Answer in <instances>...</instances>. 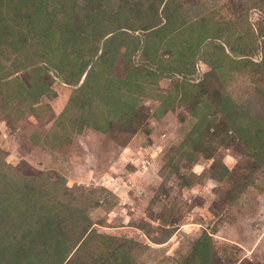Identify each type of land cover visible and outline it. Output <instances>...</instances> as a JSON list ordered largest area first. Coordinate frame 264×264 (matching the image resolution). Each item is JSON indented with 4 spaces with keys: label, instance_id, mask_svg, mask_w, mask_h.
<instances>
[{
    "label": "rangeland",
    "instance_id": "obj_1",
    "mask_svg": "<svg viewBox=\"0 0 264 264\" xmlns=\"http://www.w3.org/2000/svg\"><path fill=\"white\" fill-rule=\"evenodd\" d=\"M0 198V264H264V0H0Z\"/></svg>",
    "mask_w": 264,
    "mask_h": 264
},
{
    "label": "trees",
    "instance_id": "obj_2",
    "mask_svg": "<svg viewBox=\"0 0 264 264\" xmlns=\"http://www.w3.org/2000/svg\"><path fill=\"white\" fill-rule=\"evenodd\" d=\"M95 6H97V4L95 5ZM103 46H101V54H105L106 52H107V49H105V45L107 44L106 43V41H104L103 40ZM125 50H126V48H125ZM100 54V55H101ZM99 55V59H102L103 57L104 58H106V57H108L107 55L106 56H100ZM108 58H106V60H107ZM86 65H87V61H84V62H79V63H77V66L79 67V69H81V70H79V73L80 72H83V68H85L86 67ZM89 70V69H88ZM78 73V71H77V74H79ZM8 207H9V204H5L4 203V201H3V199L2 198H0V229L5 225H3V223H4V220H6L7 219V215L8 214H10V212L9 211H7L8 210ZM18 215H15L14 216V218H16ZM18 218H19V220H20V216H18L16 219H14V221H18ZM11 226H13L12 224H10ZM56 232V231H55ZM54 231L52 232V234H53V236H54V238H55V240L57 241L56 242V244H55V246L53 245V240L51 241V238H52V236L50 235V237L51 238H49L48 237V240L50 241L49 242V244H48V248L49 247H54L52 250H51V254L52 255H56V254H61V257H59V259H57L55 262H54V264H60L63 260H64V257L66 256V253L68 252V249H69V247L68 246H66V244L64 243V241H63V243L61 242V240H60V237H58V235L55 233ZM64 240V239H63ZM3 241H4V238L0 235V245H2L3 244ZM68 247V248H66V247ZM0 248H1V246H0ZM62 248V249H61ZM2 249V248H1ZM64 249V250H63ZM5 264H11V262L10 261H8V262H6Z\"/></svg>",
    "mask_w": 264,
    "mask_h": 264
}]
</instances>
